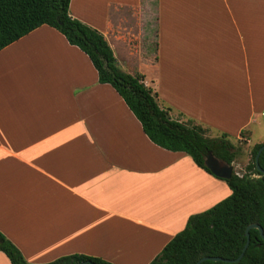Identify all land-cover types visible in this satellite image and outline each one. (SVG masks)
I'll use <instances>...</instances> for the list:
<instances>
[{
	"label": "crops",
	"instance_id": "obj_1",
	"mask_svg": "<svg viewBox=\"0 0 264 264\" xmlns=\"http://www.w3.org/2000/svg\"><path fill=\"white\" fill-rule=\"evenodd\" d=\"M143 1L71 0L70 13L173 118L264 142V0H157L154 22ZM230 194L189 154L152 142L58 29L43 24L0 50V231L27 261L150 264L191 215ZM0 264H11L1 250Z\"/></svg>",
	"mask_w": 264,
	"mask_h": 264
},
{
	"label": "trees",
	"instance_id": "obj_2",
	"mask_svg": "<svg viewBox=\"0 0 264 264\" xmlns=\"http://www.w3.org/2000/svg\"><path fill=\"white\" fill-rule=\"evenodd\" d=\"M70 4L71 0H0V50L39 26L48 24L90 57L100 82L115 87L156 145L186 152L199 167L211 174L205 165L208 151L228 163L236 160L241 147L233 143L227 133L209 137L204 126L192 120L184 122L173 118L171 108L160 105L157 92L144 82V76L124 71L105 35L73 17ZM263 145L264 142H260L252 147L251 160L243 174L234 170L230 179L221 178L229 185L231 194L211 208L191 215L185 228L150 264H197L204 256L234 259L241 254L248 239V226L259 223L264 229V176H258L261 172L256 163V156ZM259 163L264 170V149ZM249 233V246L239 261L207 259L200 264H264V239L257 228H251ZM0 250L11 264H115L82 253L61 256L47 263H32L1 231Z\"/></svg>",
	"mask_w": 264,
	"mask_h": 264
},
{
	"label": "water",
	"instance_id": "obj_3",
	"mask_svg": "<svg viewBox=\"0 0 264 264\" xmlns=\"http://www.w3.org/2000/svg\"><path fill=\"white\" fill-rule=\"evenodd\" d=\"M264 149V145L260 148V150L258 151V154L256 156V163H257V167L258 170L261 172L260 177L264 176V170L261 168L260 163H259V157L261 152ZM205 165L210 169V171L213 173V175L219 177V178H223V179H230L234 173V165L233 163H228L224 160L219 159L218 157H216L212 151H208L205 157ZM251 228H257L259 229L261 236L264 239V229L263 227L259 224V223H252L248 226L247 230H246V234H247V242L243 248V251L241 252V254L234 259H230V258H223V257H219V256H204L202 257L197 264H200L201 262H203L204 260L210 259V260H222L225 262H237L239 261L245 251L247 250L249 243H250V233L249 230ZM82 264H85V262H83Z\"/></svg>",
	"mask_w": 264,
	"mask_h": 264
},
{
	"label": "rangeland",
	"instance_id": "obj_4",
	"mask_svg": "<svg viewBox=\"0 0 264 264\" xmlns=\"http://www.w3.org/2000/svg\"><path fill=\"white\" fill-rule=\"evenodd\" d=\"M143 6L150 9L146 13V17L148 16V18H150V20L152 22H154L156 19V13L155 12H156L157 0H144ZM165 17H166V14L164 15V20H165ZM176 22L177 23H184V21H182V19H178V21H176ZM182 54H183V51L181 50V55ZM257 138H258V135H255L254 141L257 140ZM230 139L236 145L241 147V151L238 154L236 160L233 162V164H234V170L239 174H243L245 171L246 165L251 160V149L254 146V144L249 142L248 140H245L244 138L235 140L233 137H231Z\"/></svg>",
	"mask_w": 264,
	"mask_h": 264
}]
</instances>
